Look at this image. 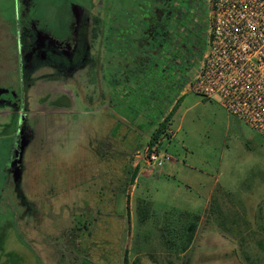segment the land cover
Instances as JSON below:
<instances>
[{
	"label": "rangeland",
	"instance_id": "1",
	"mask_svg": "<svg viewBox=\"0 0 264 264\" xmlns=\"http://www.w3.org/2000/svg\"><path fill=\"white\" fill-rule=\"evenodd\" d=\"M29 1L18 20L17 0H0V88L20 94L28 107L12 114L0 106V264H123L125 255L127 264H248L245 256L264 264L256 245L264 240V138L219 101L186 91L199 61L186 79L173 74V82L148 87L156 98L147 103L135 93L100 99L94 85H69L73 99L61 97L65 110L57 112L48 93L57 84L27 89L18 23L69 36L72 2L88 0ZM119 1L123 22L134 0ZM171 112L173 135L158 138L159 153L170 159L161 167L141 164L146 174L132 184L131 156L138 149L141 160L159 119ZM143 213L149 231L138 222ZM188 215L201 217L193 237L182 227ZM236 227L235 238L221 234ZM163 234L168 246L155 241Z\"/></svg>",
	"mask_w": 264,
	"mask_h": 264
},
{
	"label": "flooded vegetation",
	"instance_id": "2",
	"mask_svg": "<svg viewBox=\"0 0 264 264\" xmlns=\"http://www.w3.org/2000/svg\"><path fill=\"white\" fill-rule=\"evenodd\" d=\"M26 1L16 2L18 20L29 10L30 1ZM71 13V35L61 38L47 36L34 21L21 26L18 23V30L24 32L19 37V64L21 71H30L27 89L45 82L57 84L59 88L48 91L55 98L50 107L57 112L65 110L60 107L61 97L70 95L73 99L70 91L64 89L71 88L69 85H76V90L82 85H94L100 88V99L111 94L122 101L127 97L122 92L130 88L132 94L144 96L140 102L147 103L156 98L147 91L148 87L173 82V74L186 79L190 65L199 61L204 48L203 0H134L129 15L125 10L127 20L123 22L119 20L123 13L119 0L73 1ZM125 21L127 26L123 25ZM188 43L193 44L187 46ZM21 102L24 107L20 110ZM0 106L9 107L12 114L28 112L24 98L11 88H0ZM22 130L24 142H29L31 132L26 126ZM63 245L67 253L62 256L68 263L73 253L68 256L67 241Z\"/></svg>",
	"mask_w": 264,
	"mask_h": 264
},
{
	"label": "built area",
	"instance_id": "3",
	"mask_svg": "<svg viewBox=\"0 0 264 264\" xmlns=\"http://www.w3.org/2000/svg\"><path fill=\"white\" fill-rule=\"evenodd\" d=\"M206 44L186 91L215 99L264 138V0H204ZM173 132L167 125L162 132ZM157 140L141 160L161 167ZM138 156V155H137Z\"/></svg>",
	"mask_w": 264,
	"mask_h": 264
},
{
	"label": "trees",
	"instance_id": "4",
	"mask_svg": "<svg viewBox=\"0 0 264 264\" xmlns=\"http://www.w3.org/2000/svg\"><path fill=\"white\" fill-rule=\"evenodd\" d=\"M173 111V110H172ZM171 114H172V112L170 113V115L169 116H167L165 119H164V121L158 126V130L154 133V135H152V137H151V139H150V145H153L157 140H158V138H159V136H160V134H161V132H163V130L165 129V127L167 126V124H168V122H169V119H170V117H171ZM134 177H135V172L133 173V176H132V181H133V179H134ZM189 216V215H188ZM190 217V221L188 222V226H186V231H188V233L192 236V234L194 233L195 234V230H196V228H197V224H198V222L200 221V219H201V217L200 216H198V215H191V216H189ZM143 218V217H142ZM142 220V219H141ZM229 221H230V224H231V222L233 223V224H235V219L234 218H232V219H229ZM141 222V221H140ZM84 228H86V227H84ZM239 228H235V229H227V230H221V234L223 235H226V236H229V237H232V238H235V234H238L239 233ZM231 236H230V235ZM189 235V236H190ZM163 237H164V239L166 238L165 237V235L163 234L162 235ZM193 237V236H192ZM167 239V238H166ZM165 239V240H166ZM256 245H257V247L258 248H260L261 250H263L264 251V240H258L257 242H256ZM185 248H186V246L184 247V249L183 250H185ZM185 252V251H184ZM126 257H127V255H125V263L124 264H127L126 263ZM245 258H246V261L248 262V264H255V263H253L247 256H245Z\"/></svg>",
	"mask_w": 264,
	"mask_h": 264
},
{
	"label": "crops",
	"instance_id": "5",
	"mask_svg": "<svg viewBox=\"0 0 264 264\" xmlns=\"http://www.w3.org/2000/svg\"><path fill=\"white\" fill-rule=\"evenodd\" d=\"M131 91V89L130 88H127V89H125L123 92H122V95H124V96H128V95H131L132 94V92H130ZM121 93V92H120ZM120 93L118 94V95H120ZM104 109L105 110H108V107H104ZM165 117V116H164ZM163 116H162V118H160L159 119V121H161L163 118H164ZM169 125H171V121H170V119H169V122H168V126ZM148 143H149V139H148ZM146 147V146H145ZM145 149V148H144ZM139 150L137 149L136 151H135V154L134 155H132L131 156V158H130V164H131V168L134 170V172H135V177H134V179H133V181H132V184H135V182H136V180H137V177H138V175H145L146 174V172L145 171H143V169L141 170L140 169V167H141V164H143L144 166H146V164L144 163V161L143 160H140V152H138ZM138 155V156H137ZM135 156V157H134ZM149 173H150V171H149ZM139 206H140V203H138L137 202V207H136V209H135V211H137V210H139ZM134 211V212H135ZM142 220H141V222L140 221H138V222H140V224L143 226V229L144 228H146V231H149V228L147 227L148 226V224H147V226H145V224H146V222H145V220H146V218L148 217V216H145V213H143L142 214ZM183 227V229L184 230H186V226L184 225V226H182ZM142 229V230H143ZM160 229V228H159ZM177 238H180V236H177ZM163 239H164V237L161 235V237H158V238H156L155 239V241L158 243V244H163L164 242H163ZM166 239V238H165ZM164 239V240H165ZM154 241V242H155ZM166 241H168V240H166ZM179 243H181L180 241H179V239L177 240ZM166 243H168V242H166ZM163 246H168V245H164L163 244ZM162 246V247H163ZM161 247V246H160ZM169 247H170V245H169ZM168 248V247H167ZM125 257V256H124ZM125 258H123V260H122V262H123V264L125 263ZM126 263H128V258L126 257ZM155 263V262H154ZM167 264H170V262L168 261L167 262Z\"/></svg>",
	"mask_w": 264,
	"mask_h": 264
},
{
	"label": "water",
	"instance_id": "6",
	"mask_svg": "<svg viewBox=\"0 0 264 264\" xmlns=\"http://www.w3.org/2000/svg\"><path fill=\"white\" fill-rule=\"evenodd\" d=\"M14 175H15V177L17 176V170H15Z\"/></svg>",
	"mask_w": 264,
	"mask_h": 264
}]
</instances>
